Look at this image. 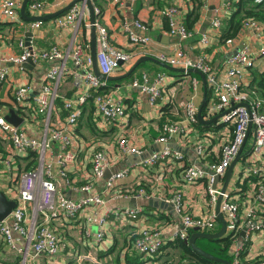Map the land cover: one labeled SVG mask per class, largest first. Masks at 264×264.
I'll return each instance as SVG.
<instances>
[{
  "label": "crops",
  "instance_id": "1",
  "mask_svg": "<svg viewBox=\"0 0 264 264\" xmlns=\"http://www.w3.org/2000/svg\"><path fill=\"white\" fill-rule=\"evenodd\" d=\"M43 1L48 4L45 14L48 15L62 10L74 0ZM196 1L92 0L95 7L102 11L101 22L108 29L112 44L117 48L126 52L138 51L131 45L126 27L138 36L147 34L151 38L142 56L122 65L110 77L125 76L143 57L156 59L161 54L171 55L175 49L181 48L193 60L206 55L219 79H224L222 69L227 59L234 52L248 46L251 47L256 60L252 69L244 71L242 85L252 99H261L255 91L250 89V84L254 71L264 72V57L259 54L264 47V26L259 22L263 26V31L258 36L253 30L242 28L239 36L233 39L231 44L227 42L222 44L220 37L227 29V20L235 10L234 2L237 0H231L232 4L229 10L225 11L223 24L218 30L211 27V20L216 16V9L221 7L224 0H202L199 10L200 20L193 28L196 35L185 41L171 36L167 20L161 14L162 10L176 6L179 9L180 19L184 22L186 17L199 6ZM29 4L26 13L32 16ZM82 4L79 3V5ZM213 7L214 10L211 11ZM210 12L212 14L209 18ZM91 18L90 10L87 8L84 23L89 24ZM207 21L208 26L205 27ZM136 22L146 24L149 27L148 32L144 33L137 28ZM29 23L21 15L15 21L0 16V68L6 66L9 72L6 81L0 85V116L5 118L10 110H15L23 119L20 128L29 137L42 140L46 124L44 118L36 112V98L40 94L46 74L62 62L40 60L34 63L33 69H27L13 63L6 64L4 59L21 54L22 40L25 45L33 47L37 52H44L52 47L59 48L66 57L64 60L66 75L62 78L58 97L54 103L52 123L60 125L66 122L68 116L64 103L72 100L76 106L75 100L86 90V82L80 76L82 69L75 65L68 54H71L77 44L90 43L91 29L85 28L84 24L78 31L73 27L59 28L55 24V19L46 20L40 29L32 31L33 36L28 40L26 34ZM203 35L208 36V45L202 44ZM143 74H147L151 80L158 75H164L161 84L162 97L155 105L149 103L146 94L131 85L135 78ZM107 83L108 93L112 94L114 99L124 101L127 107L126 116L116 122L105 123L98 114L94 101L91 102L89 99L82 107V115L75 127L77 140L74 150L77 152V159L67 167L69 184L60 175L61 167L57 161L59 144H54L50 155L46 156V161L53 167L57 197L64 195L66 198L79 201L90 195H99L105 201L103 206L99 208L92 206L81 212L75 219L61 216L51 222L60 240L66 244L65 250L56 257V261L58 264H163L168 260L166 256L174 255L180 258L179 252L171 254L167 249H163L154 257H142L133 248L134 240L138 232L154 228L160 229L164 238L167 241L170 240L173 230L180 225V218L175 211L169 212L162 209L160 204L167 202L176 192L183 194L184 205L189 214L195 216L216 214V207L213 208L208 204L206 182L187 183L184 180V170L193 165L211 174V165L220 160L222 146L232 137V127L225 124L222 118L215 120L220 114L208 110L207 106L203 117L206 121L214 120L211 124L200 122L191 124L185 119L186 102L193 101L200 110L205 97L207 98L203 79L196 73L171 71L164 64L145 61L129 77ZM25 85L30 86L31 92L26 102L20 106L15 103L14 91ZM166 123H178L181 127V132L174 136L168 145L173 151L182 153L183 160L180 162L174 158H168L153 164L146 163L153 153L165 149V145L158 140L163 135L162 128ZM121 138L127 139L133 147L141 149L143 154L141 156L123 154L118 146ZM249 142L251 146L247 148ZM253 143L251 136L243 151L244 158L235 168L228 188L233 196H240V188L245 190L254 180L248 172ZM199 146L204 148V156L201 158L196 150ZM100 150L108 154L111 165L106 177L96 181L93 190L86 193L80 187L93 181L92 160L94 154ZM29 156L30 154L15 155L9 140L0 137V189L11 200L20 189V175L28 171ZM8 158L12 159L13 166L10 174L4 170V160ZM37 162L39 165L38 159ZM255 165L264 166V153L257 159ZM116 173H125V175L117 180L113 189H108V179ZM240 179L242 185H237ZM224 181L223 178L218 184L219 189L223 188ZM140 189L144 190L143 196L137 194ZM129 194H131L129 198H121V195ZM129 209L139 211L137 220H132L126 214L125 211ZM106 215L107 220L103 226L105 237L101 242H96L98 222ZM89 218L91 221L88 220ZM16 237H18L17 246L16 249H12L0 234V264H23L26 257V264L46 263L44 258L34 257L26 239H20L17 235ZM251 250L253 255L263 256L264 234L253 239ZM180 260L188 264H201L190 260L189 257L180 258Z\"/></svg>",
  "mask_w": 264,
  "mask_h": 264
},
{
  "label": "built area",
  "instance_id": "2",
  "mask_svg": "<svg viewBox=\"0 0 264 264\" xmlns=\"http://www.w3.org/2000/svg\"><path fill=\"white\" fill-rule=\"evenodd\" d=\"M264 0H255L260 4ZM22 0H0V16L15 21L20 18L19 10L22 6ZM232 4L231 0H224L221 7L216 9V16L211 20L213 29H220L223 24L224 14L229 10ZM48 4L43 0H33L29 4L32 16H45ZM86 4H76L70 8L64 15L55 18V24L59 28L73 27L76 31L80 30L83 24L85 28L91 29L95 26L97 30V63L100 73L104 76H112L124 64H128L142 56L151 38L147 34L138 36L128 27L129 41L136 47V52L123 51L112 44L108 29L102 24V12L95 7L94 23H84L86 13ZM167 20L169 34L178 37L181 40L192 39L196 32L190 30L180 19L179 9L176 6L168 7L161 12ZM44 21L38 20L30 22L27 25V32L40 29ZM135 26L147 33L149 27L136 22ZM243 29H250L258 36L263 31V26L255 21L248 20L243 24ZM202 44L208 45L209 38L203 35ZM233 40H228L231 44ZM21 54L10 56L4 59V63H13L22 66L29 60L36 63L44 61H60L61 64L55 66L44 77V84L41 87L40 94L36 98V112L44 118L46 129L42 140L29 137L20 127L10 124L4 117L0 116V137L6 138L11 143L15 155H27L36 153L39 165L31 170L23 172L20 176V189L12 200L16 201V208L11 215L0 223V234L6 243L16 249L18 237L26 239L35 258H44L45 264H58L56 257L65 250L66 244L62 242L52 228L51 222L64 216L68 219L77 218L81 212L90 207H101L105 204L103 198L99 195H90L88 198L76 201L66 198L64 195L57 197V183L53 176L52 164L46 161V156L51 152L54 144H59V154L57 161L61 167L60 175L67 181V167L77 159V152L74 145L77 140L75 127L82 115L83 106L88 102L93 92L107 88V82L101 80L93 70V58L91 56L90 43L77 44L71 54L76 66L82 69V76L86 82V90L75 100L64 103V109L68 112L66 122L60 125L52 123V113L54 103L58 97V90L62 78L66 75V57L57 47L44 52H37L33 47L25 45L24 40L20 42ZM264 57V47L260 53ZM161 63L177 69H184L185 73L191 68L201 71L207 79L208 87L211 89L212 99L208 110L216 114H223L230 108L236 107L233 111L225 114L222 120L225 124L232 127L231 139L222 146L221 158L218 162L211 165V174L196 166H188L184 170V180L189 184L205 181L206 196L209 206L215 208L219 197L223 200L220 205V212L223 214L227 223V235H235L233 264H264V254L253 255V239L260 234H264V166L257 167L256 161L264 153V100L252 99L242 85L244 71L252 69L255 66V54L251 47H244L227 59L224 64V79H219L212 64L206 55H201L196 60L191 59L183 49H175L173 54H161L157 58ZM8 68H0V85L8 77ZM164 75H158L151 80L147 74L135 78L131 85L141 90L148 96L149 103L155 105L162 97L161 84ZM30 86H20L14 91V100L17 105L22 106L30 96ZM96 110L105 123L116 122L126 116L127 107L122 100L114 99L113 95L104 91L94 98ZM241 104H248L247 109ZM185 119L191 124H197L198 108L193 101H188L184 105ZM252 124L250 134L249 126ZM181 132L178 123H166L162 128V136L158 142L165 146L162 151L153 153L146 163H157L159 161L174 158L177 161L183 160L182 153L173 151L170 146V140ZM253 137L254 143L249 156L248 172L254 180L245 190H241L240 196H233L227 190L222 193L221 189L215 186L216 176L222 179L225 177L228 169L238 156L240 149L247 144L248 139ZM120 151L125 155L141 156L143 151L133 147L125 138L118 141ZM246 146V145H245ZM197 155L204 156V148L199 146ZM111 162L108 154L103 151H97L92 160L93 181L80 187L86 193L93 190L96 181L103 180L110 168ZM4 170L7 174L13 171L12 159L4 160ZM125 173H116L111 175L107 182L108 189H113L117 180L123 178ZM241 179L237 182L239 185ZM242 185V184H240ZM237 189V188H235ZM132 194L134 192H131ZM137 194L143 196L144 190L140 189ZM131 194L121 198H129ZM181 192H176L167 200L171 204L175 213L180 218V225L173 230V236L170 240L180 239L189 241L192 234L216 233L220 230V222L216 214L195 216L186 211ZM126 214L132 219L137 220L139 211L132 209L126 210ZM91 221V218L88 219ZM107 215L100 218L99 230L95 235L96 242H101L104 237L103 226L106 223ZM245 232V236H242ZM163 232L158 229H145L137 233L133 243L135 252L143 257L157 256L166 243ZM25 258L23 264H26Z\"/></svg>",
  "mask_w": 264,
  "mask_h": 264
},
{
  "label": "water",
  "instance_id": "3",
  "mask_svg": "<svg viewBox=\"0 0 264 264\" xmlns=\"http://www.w3.org/2000/svg\"><path fill=\"white\" fill-rule=\"evenodd\" d=\"M29 2H30V0H24L22 3L21 9H20L21 17L24 18L25 20H27L28 22H33V21H38V20L46 21V20L55 19V18L61 16L62 14H64L65 12L69 11L72 6H74L78 3L86 4L87 8L90 10V14L92 17L91 23H94V21H95V5L93 4L92 0H74L72 3H70L68 6H66L62 10L55 12V13H52V14L45 15V16H28L26 13V8H27ZM212 10H214V7L211 8V11ZM211 14H212V12H210V14L208 15L209 18L211 17ZM207 26H208V21L205 24V27H207ZM32 36H33L32 32H28L26 34V37L28 40H30L32 38ZM90 46H91V56L93 58L94 73L103 81H117V80H120L122 78H127L135 71V69L142 62H145V61H153V62H156L159 64L161 63L159 60H157L153 57H143L137 62V64L132 68V70L130 72H128V74H126L125 76L108 77V76L102 75L100 73V70L98 67V63H97V30H96L95 26H92V28H91ZM236 53H237V51L234 52L233 54H231L230 57ZM161 64H163V63H161ZM33 65H34L33 61L29 60L27 63H24L22 65V67L27 68V69H33L32 68ZM164 66L171 71L185 72L184 69H176V68H173V67L165 65V64H164ZM187 72L188 73H196L199 76H201V78L203 79L204 85H205V91H206V95H207L208 84H207L206 76L201 71H199L198 69H195V68H191ZM206 102H207V98L205 97L203 105L198 112V119H199V122L202 124H211L214 120L206 121V120H204V117H203V109L205 107ZM241 106H244L247 109H250L248 104H241ZM236 107H238V106L230 108L229 110H227L223 114H220L217 118H215V120L222 118L225 114L233 111ZM5 119L15 127H20L21 124L23 123V119L20 118L19 115L16 113V111L13 109L9 111L7 116H5ZM251 129H252V124H250V126H249L248 134H250ZM245 145L246 144H244L242 146V148L240 149L238 156L236 157V159L234 160V162L232 163V165L230 166V168L228 169V171L224 177L225 181H224L223 188L221 189L222 193H225L228 190L229 185L231 184V181H232L233 176H234L235 168H236L237 164L244 158L243 151H244ZM221 180H222V178L220 176H216V183H215L214 187H217L218 184L221 182ZM222 200H223V197L220 196L218 203H217V206H216V215H217V218H218L220 225H221L220 230L218 232L212 233V234L200 233V232L194 233L190 236L188 244L194 252H196L197 254L203 256L204 258H206L210 261L217 262L219 264H233L230 261L220 259V258L206 252L202 248L198 247L196 244V241L198 239L218 240V239L223 238L225 235H227V223H226V220H225L223 214L220 212V205H221ZM154 202H156V201H154ZM16 205H17L16 201L11 200L4 192L0 193V223L11 215L14 208H16ZM160 206L162 209H166L169 212L174 211L173 206L171 204L166 203V202H161ZM157 207H158V205H157ZM241 235L245 236V232H242Z\"/></svg>",
  "mask_w": 264,
  "mask_h": 264
},
{
  "label": "trees",
  "instance_id": "4",
  "mask_svg": "<svg viewBox=\"0 0 264 264\" xmlns=\"http://www.w3.org/2000/svg\"><path fill=\"white\" fill-rule=\"evenodd\" d=\"M196 2L199 4V6L194 11H192L184 21L190 30H193L196 23L200 20L199 10L202 6V0H197ZM234 5L236 8L227 20V29L224 30L220 37V42L222 44L226 43L228 40L236 39L242 31L245 21L255 20L264 26V2L257 4L255 3V0H237L234 2ZM250 89L255 91L261 97V99L264 100V72H253V79L250 84ZM104 91H107V88L93 92L92 96L90 97V101L93 102L94 98ZM211 99V89L207 87V102L203 109L204 113L206 111V106L208 108ZM28 159L30 160V163L27 166V170L38 166L36 153H31ZM234 239L235 235L229 234L218 240L198 239L196 244L198 247L220 259L233 262ZM205 242L208 243V246H204ZM163 249L170 250L171 254L174 252H179L181 259L189 257L190 260H194L201 264H219L217 262L210 261L194 252L189 246L188 241L180 239L168 240L162 247V250Z\"/></svg>",
  "mask_w": 264,
  "mask_h": 264
},
{
  "label": "rangeland",
  "instance_id": "5",
  "mask_svg": "<svg viewBox=\"0 0 264 264\" xmlns=\"http://www.w3.org/2000/svg\"><path fill=\"white\" fill-rule=\"evenodd\" d=\"M250 146L251 145H250V142H249L247 148H249ZM2 192L3 191L0 189V193H2ZM204 246H208V243L205 242ZM166 257L168 258V260H166L163 264H188V263H184L183 260H180L179 256L175 257L174 255H172L170 257H168V256H166ZM158 260H160V258Z\"/></svg>",
  "mask_w": 264,
  "mask_h": 264
}]
</instances>
